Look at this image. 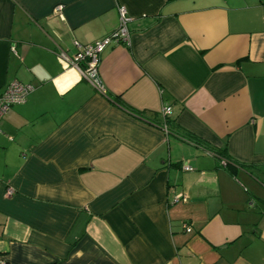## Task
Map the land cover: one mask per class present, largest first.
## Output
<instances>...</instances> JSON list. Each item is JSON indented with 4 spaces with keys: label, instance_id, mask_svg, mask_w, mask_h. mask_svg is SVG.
<instances>
[{
    "label": "crops",
    "instance_id": "0c3cea01",
    "mask_svg": "<svg viewBox=\"0 0 264 264\" xmlns=\"http://www.w3.org/2000/svg\"><path fill=\"white\" fill-rule=\"evenodd\" d=\"M120 7L98 86L57 55ZM14 81L33 92L0 122V262L264 264V0H0Z\"/></svg>",
    "mask_w": 264,
    "mask_h": 264
},
{
    "label": "built area",
    "instance_id": "2783aa9c",
    "mask_svg": "<svg viewBox=\"0 0 264 264\" xmlns=\"http://www.w3.org/2000/svg\"><path fill=\"white\" fill-rule=\"evenodd\" d=\"M62 9L63 7L61 5L55 6L52 10V14L63 19ZM118 13L119 25L111 35L90 45L82 47L79 46L78 53L73 58H69L64 53H58L57 57L59 61L66 67H74L80 70L86 80L92 84L95 83L92 81V77L96 75L100 55L103 50L110 45H129V32L127 28L129 18L127 16V12L123 7H120ZM32 92L33 87L30 85H22L17 81L10 83L4 91L0 93V122L10 112L12 107L23 104L26 101L27 96ZM161 114L163 117V123L162 125H158V127H160L164 133L167 134L169 131L165 122L171 114V109L169 107H163ZM222 164L224 165L225 162L222 161ZM184 170L191 171L189 167H184ZM6 193L7 195H12L13 191L9 189ZM184 229L187 233L191 232V228L187 225H184ZM0 264L7 263L2 261Z\"/></svg>",
    "mask_w": 264,
    "mask_h": 264
},
{
    "label": "trees",
    "instance_id": "16d2710c",
    "mask_svg": "<svg viewBox=\"0 0 264 264\" xmlns=\"http://www.w3.org/2000/svg\"><path fill=\"white\" fill-rule=\"evenodd\" d=\"M165 123H166V126H168V128L171 131H174L173 128H171V124L169 122L166 121ZM186 138L192 142H195V143L198 142L195 139H193L192 137H190V135H188ZM215 154H216V156L220 157L225 162V164H224L225 169H227L232 174L235 173L237 168L248 169V170L254 168L253 166L244 165V164L238 163V162L230 159L224 150L215 152Z\"/></svg>",
    "mask_w": 264,
    "mask_h": 264
},
{
    "label": "water",
    "instance_id": "95a60500",
    "mask_svg": "<svg viewBox=\"0 0 264 264\" xmlns=\"http://www.w3.org/2000/svg\"><path fill=\"white\" fill-rule=\"evenodd\" d=\"M92 81H94L96 83V85L101 86V83H100L97 75H95L94 77H92Z\"/></svg>",
    "mask_w": 264,
    "mask_h": 264
}]
</instances>
